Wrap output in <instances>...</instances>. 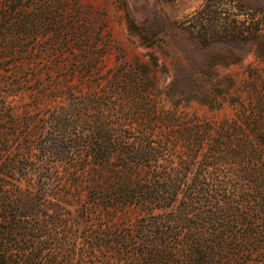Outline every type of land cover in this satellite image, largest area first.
<instances>
[{"label":"trees","instance_id":"trees-1","mask_svg":"<svg viewBox=\"0 0 264 264\" xmlns=\"http://www.w3.org/2000/svg\"><path fill=\"white\" fill-rule=\"evenodd\" d=\"M37 95L26 119L0 109V264H75L77 250V264H264V122L146 108L128 132L83 96L54 104L45 145L50 94Z\"/></svg>","mask_w":264,"mask_h":264},{"label":"rangeland","instance_id":"rangeland-1","mask_svg":"<svg viewBox=\"0 0 264 264\" xmlns=\"http://www.w3.org/2000/svg\"><path fill=\"white\" fill-rule=\"evenodd\" d=\"M43 89L45 145L54 104L83 96L128 132L135 111L154 108L173 122L196 116L250 133L264 122V0H0V109L26 119Z\"/></svg>","mask_w":264,"mask_h":264}]
</instances>
